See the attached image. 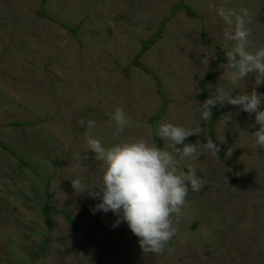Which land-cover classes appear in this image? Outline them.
<instances>
[{"label":"rangeland","instance_id":"1","mask_svg":"<svg viewBox=\"0 0 264 264\" xmlns=\"http://www.w3.org/2000/svg\"><path fill=\"white\" fill-rule=\"evenodd\" d=\"M209 4L247 8L250 50L264 48V0H0V264H264L255 114L225 104L205 122L198 112L215 89L235 97L264 84L227 80L224 23ZM116 108L131 122L119 136L108 123ZM165 122L198 133L185 143L201 155L180 170L190 165L206 183L189 191L163 253L144 254L127 224L93 214L99 199L71 181L101 182L89 131L106 149L141 136L166 148L155 134ZM211 128L213 143L224 137L219 158L203 148Z\"/></svg>","mask_w":264,"mask_h":264},{"label":"clouds","instance_id":"2","mask_svg":"<svg viewBox=\"0 0 264 264\" xmlns=\"http://www.w3.org/2000/svg\"><path fill=\"white\" fill-rule=\"evenodd\" d=\"M227 0H225V4ZM209 8L215 5L209 4ZM224 23L223 36L227 63L223 65L227 80L235 85L244 81L250 74L254 75V83L258 87L264 84V48L250 50L252 41L251 29L247 27L252 18L247 8L237 11L221 5L215 8ZM264 93H258L255 88L250 93L238 94L232 91L214 90L210 97L200 104L198 109L200 120L208 122L212 118V109L220 104L238 107L249 116L255 114V124L259 130L252 136L256 145L264 149V110L261 101ZM109 125L115 124L116 136L131 127L122 108H116L110 114ZM81 124L84 123L82 120ZM89 130L95 127V121L88 120ZM161 140L167 142L166 148H160L144 136L133 137L105 148L101 141L86 134L87 149L95 154V160L100 162L104 172L98 187L85 189L81 180H72V187L81 193L87 192L99 203L91 209L92 213L111 212L116 217L113 228L126 223L132 234L138 238L139 247L144 254H162L167 244L176 233L174 218L182 214L189 191L199 192L206 183L196 170L188 166L187 172L180 166L185 161L198 159L201 153L196 143H185L188 137L198 135L189 128L172 123H161L155 130ZM219 143H213L211 137L203 144V148L213 157L219 158L220 143L224 137H218ZM182 147H178L181 146ZM229 149L227 155H231ZM88 158V157H87Z\"/></svg>","mask_w":264,"mask_h":264},{"label":"trees","instance_id":"3","mask_svg":"<svg viewBox=\"0 0 264 264\" xmlns=\"http://www.w3.org/2000/svg\"><path fill=\"white\" fill-rule=\"evenodd\" d=\"M186 7L188 8V12H189L191 15H193V13H191V11H189L190 8H189L188 6H186ZM45 15H47V14H45ZM154 41H155V39L150 40V42H147V43H146V46H145V50L151 48L152 45H153V42H154ZM204 41L206 42V39H205ZM146 71H147V70H146ZM147 72H148V71H147ZM149 72H150V71H149ZM204 87H205V85H204ZM220 108H221V105H220V104H217V105L215 106V109H217L218 112H219ZM219 117H220V116H219L218 114L215 115V116L213 117V121H215V120L217 121V120L219 119ZM158 118H159V115H158L156 118L152 119L151 122L154 121V120H156V119H158ZM15 125H18V123H16ZM156 125H157L156 123L153 124L154 127H156ZM210 137H211L212 141H213L214 138H215V131L213 130V128L210 129ZM0 144H1L2 146H5L2 142H0ZM159 145H160V146L163 145V144H162V141H159ZM50 210H54V209L51 208L49 202L46 203V205H45L44 207H42V211H43V213H44V215L46 216V218H47L48 221H50ZM55 211H56V210H55ZM58 212H61V213L65 214V215L68 217L69 221L72 223V225H73L75 228H77V229L80 228V226L76 223V221H75L74 218L69 214L68 211H66V210H62V211H58Z\"/></svg>","mask_w":264,"mask_h":264}]
</instances>
